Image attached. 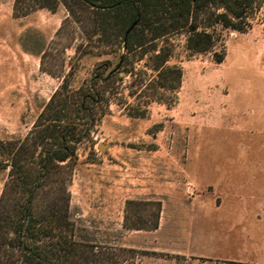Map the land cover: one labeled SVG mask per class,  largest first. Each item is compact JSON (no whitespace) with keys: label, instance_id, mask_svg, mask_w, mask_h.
I'll use <instances>...</instances> for the list:
<instances>
[{"label":"rangeland","instance_id":"374dc122","mask_svg":"<svg viewBox=\"0 0 264 264\" xmlns=\"http://www.w3.org/2000/svg\"><path fill=\"white\" fill-rule=\"evenodd\" d=\"M15 3L0 0V144L24 141L57 91L118 61L83 40L93 10L60 3L21 16ZM217 30L211 53L188 51L183 34L168 39L165 69H182L179 89L148 57L135 62L68 163L77 238L112 248L110 264H264V0L248 32ZM6 163L0 154V198ZM159 205L158 230L125 227L150 225Z\"/></svg>","mask_w":264,"mask_h":264},{"label":"trees","instance_id":"16d2710c","mask_svg":"<svg viewBox=\"0 0 264 264\" xmlns=\"http://www.w3.org/2000/svg\"><path fill=\"white\" fill-rule=\"evenodd\" d=\"M263 0H16L15 12L27 16L37 9L56 11L63 4L70 14L91 9L96 17L84 42L95 40L102 54L109 51L117 62L100 63L92 78L77 90L68 86L51 98L34 131L24 140L0 144V154L10 168V178L0 198V264H110L112 248L88 244L77 238L70 217L67 189L69 162L77 160L78 146L90 138L107 113L117 83L132 76L135 62L146 57L154 63L157 79L181 88L179 67L165 69L173 50L168 39L186 36L194 54L213 52L221 42L217 27L246 33L252 29ZM164 42L163 47L158 45ZM170 44V45H169ZM226 53L216 55V64ZM123 73V75H121ZM161 88H168L167 83ZM62 163H67L63 166ZM5 167V168H6ZM136 204L128 201V207ZM150 225L128 229L156 231L161 207Z\"/></svg>","mask_w":264,"mask_h":264},{"label":"crops","instance_id":"0c3cea01","mask_svg":"<svg viewBox=\"0 0 264 264\" xmlns=\"http://www.w3.org/2000/svg\"><path fill=\"white\" fill-rule=\"evenodd\" d=\"M264 166V165H263ZM203 183V182H202ZM262 191H264V188L261 189ZM264 237V236H263ZM255 244L256 243H259V242H254ZM259 246H261L262 248H264V241H260V243L258 244ZM257 246V245H256Z\"/></svg>","mask_w":264,"mask_h":264}]
</instances>
